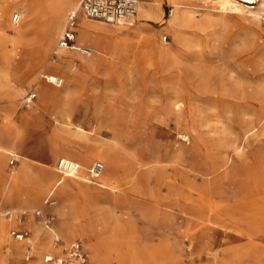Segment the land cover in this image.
Masks as SVG:
<instances>
[{
  "label": "rangeland",
  "instance_id": "obj_1",
  "mask_svg": "<svg viewBox=\"0 0 264 264\" xmlns=\"http://www.w3.org/2000/svg\"><path fill=\"white\" fill-rule=\"evenodd\" d=\"M57 1L0 0V132L11 121L18 136L12 149L29 159L12 166L11 155L2 158L0 207L13 215L0 217V225H11L7 236L0 235V264L43 261L48 252L34 247L26 262L25 248L12 249L17 241L11 233L20 211L32 215L44 198H55L49 193L61 177L68 189L58 192L54 205L65 242L59 247L80 241L91 264H100L99 257L108 264H264V177L247 172L257 170L264 135L243 128L264 104V16L225 12L205 0H147L159 18L135 17L132 25L82 18L79 29L84 20L99 27L79 44L91 54L73 52L76 80L58 74L64 85L55 88L43 75L51 73L48 62L65 17L79 3L62 9L51 45L39 49L50 4ZM176 4L190 23L173 28ZM29 92L36 98L22 107ZM216 112L222 122L209 119ZM210 125L222 127L214 139ZM230 132L241 136L250 156L234 163L247 169L238 176L212 169L211 150ZM61 158L80 164L75 177L59 173ZM95 162L106 165L104 175L90 181L87 169ZM21 167L35 182L48 183L30 206L4 198L3 182ZM247 190L257 193L255 201L243 197ZM82 212L94 217L96 235L67 237ZM32 223L37 241L48 243L42 226Z\"/></svg>",
  "mask_w": 264,
  "mask_h": 264
},
{
  "label": "bare ground",
  "instance_id": "obj_2",
  "mask_svg": "<svg viewBox=\"0 0 264 264\" xmlns=\"http://www.w3.org/2000/svg\"><path fill=\"white\" fill-rule=\"evenodd\" d=\"M73 1H76V0H60V1H57V2H52L50 4L49 12L46 15L47 16V20H46L47 22L44 24L43 35H42V37L39 40V49L46 50L51 45V43L53 41V35L55 34V31H56V29L58 27L59 13L62 11V9L66 5H68L70 2H73ZM205 1L213 3V4H216L218 8H220L221 10H223L225 12H226V10H234V11H240L241 12V11H245L247 9L248 12L252 13L253 16L256 19L264 16V0H205ZM142 4H144V7H142V10H140V11H139V8H138V13H137L136 17H138V18L149 17L151 19L159 18L161 13L156 11V7L152 6V4L149 1L144 0L142 2ZM194 5H196V4H194ZM77 6H78V3H76L74 5L72 10L77 9ZM139 7H140V5H139ZM176 7L179 8V9H178V12H177L175 18L173 19V28H176V27L181 26V25L186 24V23H190V19L188 18V16L185 13L181 12V10H182L181 7L182 6L180 7L179 4H176ZM252 8L256 9V11H253ZM72 10H70V11H72ZM35 14H36L35 10H33V8H31V15L35 16ZM65 19H66V17H65ZM120 25H122V24H120ZM97 29H99V27H97L96 25L91 24V23H89V22H87L85 20L82 21L81 27L79 29L78 44H80V42H84L86 40H89L92 37V32L97 30ZM100 29H102V28H100ZM54 49H55V47H54ZM52 53H53V51H52ZM62 53L63 54L60 56V58L58 60H56V61L49 60L48 66H49V71L51 72L50 74H54V73L56 75L63 74V75L71 76V78H74L75 74H74V72L71 71V69H73V62L75 60V55H74L73 52H67V51L66 52L63 51ZM61 57H62V62H60ZM50 58H51V56H50ZM63 61H64V65H65V70L62 73L60 67L63 65L62 64ZM74 80H76V78H74ZM210 118L211 119H218L220 122L223 121L222 120L223 117L220 116L217 112L212 114V115H210L209 119ZM250 119H252V118H250ZM250 119L243 121V128L246 129L245 133L247 134L248 132H250V131H252L254 129L256 130V128H257L258 129V134L257 135L259 137L264 135V104L260 105L258 113H257V115L255 117V120H250ZM4 123H5V126H6L5 129H7V131L0 132V140L1 141L2 140H6L5 144H7L9 147L3 146L2 143H4V142H0V166L2 164V158L5 155L16 156L19 159L22 158V159H24V162L25 161H29V159L26 156H22V155H20L18 153H15L14 150L12 149V145L15 142L17 143V141H18V136L16 137V136L13 135V129L15 128V126L8 119H6ZM208 129H209L208 130L209 133L213 134V136H211L210 139H214L215 136L219 134L218 130H222V127H221V125L219 127L217 125H210ZM226 131H228V130H226ZM230 133L231 134L229 136L226 135L224 137L223 143H222L221 146L213 148L211 150L212 169H213V173H217V172L220 173L221 172L220 174H223L224 176H227L230 173V171L233 170L234 175L238 176L243 171H247V169L239 168V166L235 167V166H233L234 163L237 160H239V161L241 160L242 161V159H249L250 156H249V152L248 153H244V151H243L244 148H241V136L237 135V134H234L233 132H230ZM241 133H242V131H241ZM82 139H83V137H82ZM80 143H79V145H80ZM61 159H69V158H61ZM69 160H71V159H69ZM78 160H80V158ZM74 162L76 164H78L79 165L78 167L80 168V164L78 162H76V161H74ZM257 162H258L257 170H253L254 173H251V171H249L250 170L249 169L247 172L250 175H253L254 177H257V174L258 175L261 174L264 177V150H263V152H261L257 156ZM105 166L106 165H104V170H103V172L101 174V177L104 175ZM259 169L261 170V172L258 171ZM57 170H58V167H57ZM78 171H79V169L75 173H73L71 175L70 174H65V177H75ZM13 172H15V171H13ZM59 173H61V172L59 171ZM116 173H118V172L116 171ZM130 177H132V176H130ZM64 182H65L64 177H61V178H59L56 181V183L52 186V188L50 187L51 188V192L49 194L53 193V195L55 196V200H53L54 201L53 206L56 205L57 202H58V199H59L58 195H57L58 192H65L68 189V186L63 185ZM3 183H4L3 184L4 198L8 199L10 201L13 200L16 203H21V204H24L26 206H30L32 203L36 202V200H38V198H40L41 191L48 187V183L45 184V183H37V182H35L33 180V172L29 168H24V167L19 168L15 173H13L12 175L7 176L5 182H3ZM17 188H19V189H17ZM54 189H56V190H54ZM54 193L57 195V197H56V195ZM215 193H217V192H215ZM256 194L257 193L254 190H247V191H245L243 193V195H244L243 197L245 199L250 200L252 202V201H255V200H252V199L255 198ZM65 201H67V199H63L62 203H65ZM210 201H211V199H210ZM230 201H231V199H230ZM205 204L208 205L207 203H205ZM209 204H211V203H209ZM201 206H202V204H201ZM32 222H34V221H32ZM32 222H29L27 225L29 227L31 226V229H32V226H33V229H32L33 236L31 234L28 238H26V239H24L22 241H17V243L12 245V249L13 250L16 249L17 251H20L23 248H25L26 245H31L32 249H34V247H36L40 251L46 250L47 252H52V253L53 252L60 253L61 251L64 250V248L61 249L59 246L57 248H53V244H52L51 241H49L48 243H40L39 241H37V236H38L39 229ZM94 224H95V219H94L93 216H90L89 214L84 213V212L79 213V220L74 225L68 226L69 228L67 229L68 233H66V236L67 237L68 236L69 237L70 236H75V235H77L78 232L83 231V232L87 233L89 236H91L93 238L96 235V232L94 231ZM10 226L11 225H8V224H5V223L1 224L0 225V235H6L7 236ZM16 227L17 228L19 227L18 223H17V220H16ZM105 229H107V228L105 227ZM43 231H45V230H43ZM226 233H228V232H226ZM99 234H100V237L103 236V232L100 231ZM227 235H229V234H227ZM110 241H111V239H110ZM2 242L3 241L1 240L0 244ZM98 243H99V241H98ZM263 244H264V242H263ZM101 247H102V245H101ZM107 248H108L107 250H109L108 246H107ZM118 251H120V250H118ZM33 252H34V250H33ZM94 253H95V256H96V254H98L97 250H94ZM122 257H124V256H122ZM99 258H100V264H108V261H107L108 259L106 257H103V258L99 257ZM32 264H43V261L41 262L40 259H37ZM72 264H79V263L78 262H74Z\"/></svg>",
  "mask_w": 264,
  "mask_h": 264
},
{
  "label": "built area",
  "instance_id": "obj_3",
  "mask_svg": "<svg viewBox=\"0 0 264 264\" xmlns=\"http://www.w3.org/2000/svg\"><path fill=\"white\" fill-rule=\"evenodd\" d=\"M139 0H79L77 9L68 12L66 15L65 25L61 35L57 41L55 49L50 60L56 61L63 54V51L80 53L82 55H90L91 51L88 48L78 45V29L80 26V18L84 17L91 21H100L108 24H125L132 25L134 18L137 16ZM22 17L20 14L14 15L12 21L18 24ZM43 79L50 85L61 88L64 85V79L60 75L45 74ZM36 98L33 92L27 93L22 99V107L30 105ZM17 161L15 156L10 160V165H14ZM58 170L62 174H73L78 170V164L69 159H60L57 164ZM104 170V165L101 162H95L89 168L87 179L96 181L101 177ZM53 197H48L44 200L43 206L34 210L33 215L41 223L45 231L52 232L56 221V216L48 212L46 209L53 206ZM13 212L11 209L0 207V217H11ZM27 217L26 211H20L16 215V220L20 229L14 230L11 233L12 239L22 241L29 237V231L21 229L25 224ZM53 248L61 245L59 237L55 236ZM34 252L31 245H26L24 259L29 262L33 259ZM91 264L84 245L80 241H75L68 247H65L62 255L55 252H48L43 256V264Z\"/></svg>",
  "mask_w": 264,
  "mask_h": 264
},
{
  "label": "crops",
  "instance_id": "obj_4",
  "mask_svg": "<svg viewBox=\"0 0 264 264\" xmlns=\"http://www.w3.org/2000/svg\"><path fill=\"white\" fill-rule=\"evenodd\" d=\"M82 18H84V17H81L80 19H82ZM77 42H78V39H77ZM79 45V44H78ZM62 61V57H61V59H60V62ZM59 62V63H60ZM55 74V73H54ZM54 87V86H53ZM55 88H57V87H55ZM12 157L13 156H11V159H12ZM16 157V156H15ZM17 158V157H16ZM19 162V159L17 158V161L15 162V164H14V166L17 164ZM79 166V165H78ZM78 169H79V167H78ZM88 170H89V168L87 169V174H88ZM47 198V197H46ZM46 198H44V200L46 199ZM54 198V197H53ZM55 199V198H54ZM44 200H43V202H44ZM43 202H42V205L39 207V208H41L42 206H43ZM6 208H8V207H6ZM48 212H50V213H53L55 216H56V221H55V224H54V229H53V231L52 232H50V231H45L47 234L44 236L47 240H49V241H53V239H54V237L55 236H57V237H59L60 238V240H61V245L63 246V245H65V242H64V240H63V238L59 235V232H58V229H57V215H56V211H57V209H55L54 208V206H50V207H48L47 209H46ZM33 218V220L35 221V222H38L40 225H41V223L35 218V216L33 215V213H32V215L31 214H28L27 213V217H26V221H25V224L23 225V227H21V229H25V230H28L29 231V236L31 235V233H30V230H29V228H27L28 227V225H27V222L29 221L30 222V220ZM15 226H16V224H15ZM42 226V225H41ZM18 229H20V227H16V229H14V230H18ZM42 229H43V227H42ZM13 230V231H14ZM44 230V229H43ZM50 236V237H49ZM12 238V237H11ZM51 238V239H50ZM75 241H78V240H74L73 242H75ZM73 242H71L70 244H72ZM32 247V246H31ZM34 250V249H33ZM61 253H63V251H61L60 253H57V254H59V255H62Z\"/></svg>",
  "mask_w": 264,
  "mask_h": 264
}]
</instances>
